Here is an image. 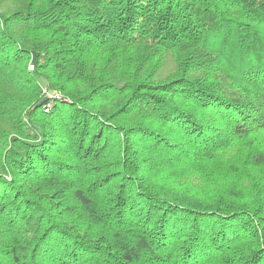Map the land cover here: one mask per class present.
Listing matches in <instances>:
<instances>
[{
    "label": "trees",
    "instance_id": "1",
    "mask_svg": "<svg viewBox=\"0 0 264 264\" xmlns=\"http://www.w3.org/2000/svg\"><path fill=\"white\" fill-rule=\"evenodd\" d=\"M0 264H264V0H0Z\"/></svg>",
    "mask_w": 264,
    "mask_h": 264
},
{
    "label": "rangeland",
    "instance_id": "2",
    "mask_svg": "<svg viewBox=\"0 0 264 264\" xmlns=\"http://www.w3.org/2000/svg\"><path fill=\"white\" fill-rule=\"evenodd\" d=\"M171 65H172V61L170 60V58H168V60H167V62H166V64H165L164 69L167 70L168 67H170Z\"/></svg>",
    "mask_w": 264,
    "mask_h": 264
},
{
    "label": "water",
    "instance_id": "3",
    "mask_svg": "<svg viewBox=\"0 0 264 264\" xmlns=\"http://www.w3.org/2000/svg\"><path fill=\"white\" fill-rule=\"evenodd\" d=\"M43 100H45V98H43L39 103H41Z\"/></svg>",
    "mask_w": 264,
    "mask_h": 264
}]
</instances>
